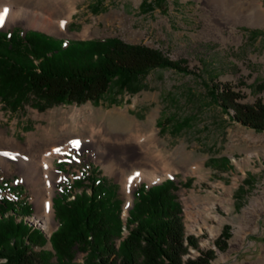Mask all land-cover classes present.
I'll return each instance as SVG.
<instances>
[{
    "label": "rangeland",
    "instance_id": "rangeland-1",
    "mask_svg": "<svg viewBox=\"0 0 264 264\" xmlns=\"http://www.w3.org/2000/svg\"><path fill=\"white\" fill-rule=\"evenodd\" d=\"M25 4L19 7L37 10L54 23L66 19L69 13L63 12L70 7L66 30L55 35L28 28L23 16L18 18L20 24L0 30L34 31L67 42L117 38L158 50L173 61L184 59L194 72L154 69L139 79L134 94L111 91L96 103L44 111L29 103L13 113L0 101V130L7 137L23 146L29 137H37L40 144L61 154L54 162L62 178L53 198L65 182L96 168V177L115 193L121 236L126 235L129 200L131 196L134 202L136 189L132 194L129 189L123 192L111 169L83 144L103 130L114 145L131 140L129 163H139L140 154L161 155L162 164L145 160L136 165L154 177L136 187L175 182L185 234L193 236L201 250L215 252L210 264H264V131L233 120V112L222 108L211 90L212 84L227 83L240 92L241 103L252 104L257 98L264 103V0H29ZM153 135L156 142L151 141ZM58 162L64 172L58 170ZM14 165L8 173L0 172V184L16 190L3 193L26 201L16 221L48 239L58 228L55 213L54 224L44 228L43 211H36ZM225 225L230 226V238L220 252L214 242ZM42 249L51 251L50 243L46 241ZM82 258L76 253L74 263L81 264Z\"/></svg>",
    "mask_w": 264,
    "mask_h": 264
},
{
    "label": "trees",
    "instance_id": "trees-1",
    "mask_svg": "<svg viewBox=\"0 0 264 264\" xmlns=\"http://www.w3.org/2000/svg\"><path fill=\"white\" fill-rule=\"evenodd\" d=\"M186 64L184 59L173 61L158 50L117 38L67 42L34 31L23 36L15 29L0 32V101L13 113L29 103L40 111L96 103L111 91L136 93L139 79L154 69L194 74ZM211 90L220 106L233 112V120L264 131L262 99L241 103L240 92L227 83L212 84ZM56 166L64 172L62 162ZM96 170L65 182L57 192L53 209L58 228L48 239L40 230L16 221L26 201L8 198L3 192L16 188L1 183L0 264H75L76 253L83 254L81 264H210L215 258L213 250H201L197 240L185 234L172 180L136 189L122 237L115 193L107 191ZM26 207L29 213L30 205ZM229 238L230 226L225 225L214 242L218 251L226 249ZM46 241L51 251L42 249Z\"/></svg>",
    "mask_w": 264,
    "mask_h": 264
},
{
    "label": "bare ground",
    "instance_id": "bare-ground-1",
    "mask_svg": "<svg viewBox=\"0 0 264 264\" xmlns=\"http://www.w3.org/2000/svg\"><path fill=\"white\" fill-rule=\"evenodd\" d=\"M28 1L0 0V29L20 24L18 18L23 16L26 20L24 25L28 28L55 35L61 34L63 32L61 30H66V24L69 22L73 9L65 8L63 13L64 15L69 13V16L60 23H54L37 10L29 11L19 7L22 4L26 5L25 3ZM128 141L131 140H127L121 146L114 145L110 138H104L103 130H101L97 131L96 135L88 139L87 142L83 141V144L93 153L99 163L111 169L112 174L122 183V191L129 189L132 194L141 182L151 183L154 180V177L149 175L146 169H140L136 165H144L145 160H152L159 164L163 162L160 154H140L138 155L139 163H129L133 153L128 146L131 142ZM151 141H157L155 135ZM59 155L61 156V154ZM60 156L49 150L46 145L40 144L37 137H29L26 145L23 146L7 137L5 131L0 130V172L8 173L12 165L15 164V171L23 176L30 190L31 201L36 211H43L44 215L40 222L47 229L54 224L53 195L56 184L62 178L58 174L54 162ZM162 169L166 176H170L167 166H163ZM131 204L130 196L129 205L131 206Z\"/></svg>",
    "mask_w": 264,
    "mask_h": 264
},
{
    "label": "water",
    "instance_id": "water-1",
    "mask_svg": "<svg viewBox=\"0 0 264 264\" xmlns=\"http://www.w3.org/2000/svg\"><path fill=\"white\" fill-rule=\"evenodd\" d=\"M1 32H4V33H6L7 32V30H4V31H2V30H0ZM26 30H23V36L26 34ZM152 185H150V186H147V188H149V187H151ZM137 189V188H136ZM135 191V190H134ZM133 207V203L131 204V206H130V208H132Z\"/></svg>",
    "mask_w": 264,
    "mask_h": 264
}]
</instances>
